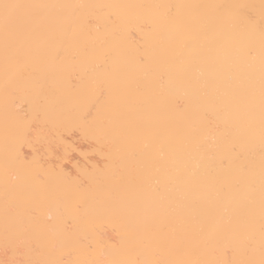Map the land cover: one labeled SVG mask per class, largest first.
Wrapping results in <instances>:
<instances>
[{
  "label": "bare ground",
  "instance_id": "bare-ground-1",
  "mask_svg": "<svg viewBox=\"0 0 264 264\" xmlns=\"http://www.w3.org/2000/svg\"><path fill=\"white\" fill-rule=\"evenodd\" d=\"M0 264H264V0H0Z\"/></svg>",
  "mask_w": 264,
  "mask_h": 264
}]
</instances>
